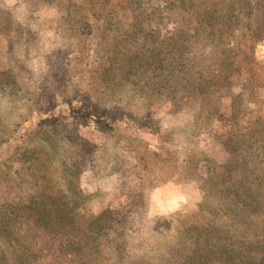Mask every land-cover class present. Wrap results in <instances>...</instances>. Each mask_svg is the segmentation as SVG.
I'll return each mask as SVG.
<instances>
[{"label":"rangeland","instance_id":"1","mask_svg":"<svg viewBox=\"0 0 264 264\" xmlns=\"http://www.w3.org/2000/svg\"><path fill=\"white\" fill-rule=\"evenodd\" d=\"M74 1L88 10L89 0ZM212 2V27L194 19L177 60L167 54L163 70L109 81L113 34L99 31L103 19L71 20L70 0H0V214L20 205L13 232L0 234V264L25 262L16 238L31 264H181V225L207 213L205 184L230 159L225 138L247 140L248 124L264 136V87L254 98L245 91L264 38L246 31L243 0ZM113 4L110 18L131 22L128 6ZM175 11L140 0L138 38L172 37ZM38 151L52 155L62 205L48 198L38 162L18 166ZM71 234L80 241L72 251L62 247Z\"/></svg>","mask_w":264,"mask_h":264},{"label":"trees","instance_id":"2","mask_svg":"<svg viewBox=\"0 0 264 264\" xmlns=\"http://www.w3.org/2000/svg\"><path fill=\"white\" fill-rule=\"evenodd\" d=\"M110 1L89 0L88 10H85L84 3L70 0L68 8L71 12L75 8L78 14H70L71 20L76 17L84 19L85 12H92L91 16L86 18L91 21L103 19L106 25L99 31L113 34L107 51L111 55L110 65L104 74L109 81L120 76L127 79V76L136 74L141 68L154 67L155 70H163L171 64L170 60L165 58L167 54L173 61L177 58L176 53L173 55L177 40L184 39L185 47L183 46L182 52L187 48L193 36L187 33L186 29L194 23V19L203 17L201 23L204 20L207 22L205 29L212 27L211 22L215 14L210 10L214 4L212 0H164L167 6L177 8V11L172 12L176 21L175 32L167 40L154 42L151 46V42L146 38H138L144 31L141 27L143 15L138 12L140 0H112V7L128 6L123 9L132 12L131 22L124 23L113 21L107 14V3ZM178 3L182 6H177ZM243 4L244 16L247 18L246 31L256 40L263 39L264 0H243ZM179 50L176 52L181 56L183 53ZM248 69L249 78L245 91L254 98L255 91L264 87V63L254 59ZM261 119L264 123V119ZM254 126L248 124L243 128L249 137L243 142H235L236 136L225 138L224 143L230 151V159L213 167L212 174L205 184L207 191L204 204L207 213L202 214V222L181 225L177 251L181 264H264V136L260 137L258 129L253 128ZM75 141L73 136L68 140L70 144ZM29 153L31 154L24 153L21 156L17 162L18 166L24 170L31 167L34 161L38 162L48 198L55 197L54 202L61 204L64 193L58 185L52 155L46 151ZM36 153L37 157L34 158ZM77 166L75 164L76 169ZM70 178L74 179L73 176ZM51 190L55 196H51ZM10 209L11 211L0 214V234L13 232L10 224L18 219L20 205L11 206ZM62 209L63 207L61 211L64 213ZM44 212L43 210L40 214L44 215ZM65 216L67 218L68 214ZM72 235L67 236L71 239ZM102 235V232H98L92 240L96 241ZM70 239L64 241L67 244L62 247H69L70 251L78 249L80 241ZM16 242V251L21 253L19 259L25 261L21 263L31 264L27 261L32 255L29 247L19 238H16Z\"/></svg>","mask_w":264,"mask_h":264}]
</instances>
